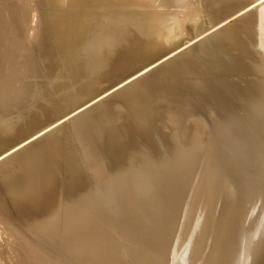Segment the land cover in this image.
I'll list each match as a JSON object with an SVG mask.
<instances>
[{
    "label": "bare ground",
    "instance_id": "1",
    "mask_svg": "<svg viewBox=\"0 0 264 264\" xmlns=\"http://www.w3.org/2000/svg\"><path fill=\"white\" fill-rule=\"evenodd\" d=\"M239 1L1 148L33 126L49 44L0 0V264H264V0Z\"/></svg>",
    "mask_w": 264,
    "mask_h": 264
},
{
    "label": "water",
    "instance_id": "2",
    "mask_svg": "<svg viewBox=\"0 0 264 264\" xmlns=\"http://www.w3.org/2000/svg\"><path fill=\"white\" fill-rule=\"evenodd\" d=\"M49 44L47 91L37 101L34 132L71 102L91 97L97 78L131 73L240 10L232 0L217 13L199 0H36Z\"/></svg>",
    "mask_w": 264,
    "mask_h": 264
},
{
    "label": "rangeland",
    "instance_id": "3",
    "mask_svg": "<svg viewBox=\"0 0 264 264\" xmlns=\"http://www.w3.org/2000/svg\"><path fill=\"white\" fill-rule=\"evenodd\" d=\"M24 2H25V4L27 5V6H30V5H35V7H36V9H38V7H37V2H36V0H24ZM36 3V4H35ZM232 175V176H231ZM230 176V177H229ZM235 175L234 174H231V173H227V176H226V178H227V180H228V183H231V184H235L236 185V183L238 184H240V183H242L238 178H236V176L234 177ZM229 177V178H228ZM235 179H237V180H235ZM237 185V186H241V185ZM240 193H242V191L240 192ZM243 194V193H242ZM245 194V193H244Z\"/></svg>",
    "mask_w": 264,
    "mask_h": 264
}]
</instances>
